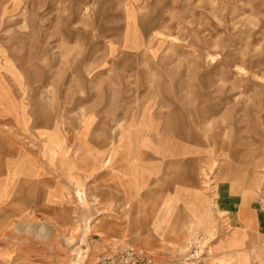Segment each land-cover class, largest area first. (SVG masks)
I'll return each instance as SVG.
<instances>
[{"label": "rangeland", "instance_id": "374dc122", "mask_svg": "<svg viewBox=\"0 0 264 264\" xmlns=\"http://www.w3.org/2000/svg\"><path fill=\"white\" fill-rule=\"evenodd\" d=\"M129 9L143 43L129 53L141 57L120 61L113 54L126 53ZM0 75L8 76L0 78L6 87L0 101L15 104L9 119L0 111V136L10 148L45 149L40 121L66 137L64 170L51 167L48 175V212L22 229L9 223L0 239L32 248L30 262L73 264L81 256V264H98L115 248L186 245L192 236H130L136 201H114L127 196L124 178L119 164L102 166L123 131L148 124L163 138L159 179L165 188L186 184L192 144L201 147L198 181L217 212L211 228L194 234L211 240L203 264H216L215 244L232 233L216 205L220 186L264 215V0H0ZM148 105L151 121L144 123ZM88 142L100 154L92 171L80 163ZM80 143L85 147L78 155ZM75 182L84 186L82 202ZM58 183L66 194L61 205L54 199ZM247 228L250 244L264 250V229ZM117 229L124 232L114 237Z\"/></svg>", "mask_w": 264, "mask_h": 264}, {"label": "crops", "instance_id": "0c3cea01", "mask_svg": "<svg viewBox=\"0 0 264 264\" xmlns=\"http://www.w3.org/2000/svg\"><path fill=\"white\" fill-rule=\"evenodd\" d=\"M134 34L140 37L135 14L129 9L128 24L122 39V46L125 47L126 53H114L113 56L120 58L118 60L137 61L140 59L141 55L129 53L131 50L139 49L134 48ZM1 77L8 76L0 75ZM3 84L4 82L0 80V95L4 97L3 90L5 91L6 87ZM14 105V102H8V100L0 101V111L7 115V119L14 114ZM21 122L22 119L18 121L17 125L24 128V123ZM42 124V121L38 124L40 127L37 135L44 137L47 142V133L50 130L43 128ZM140 129L139 126L132 132V136H135L136 141L140 144L134 153L135 156L130 158L132 162L134 159L136 161L134 166L138 181L135 186L133 185L134 188H130L128 185L130 180L127 181L133 171L130 169V159L128 162H123V157L120 156L119 162L115 163L119 164L122 170L127 171L128 178H124L127 196H115L113 197L115 200H113L125 203L127 199L131 198L136 201L132 211L136 225L130 230V236L152 237L156 240L165 238L177 240L191 237L202 229L211 228L216 220L217 212L215 208L208 206V197L202 193L198 181L200 145L192 144L191 170L186 184H178L176 187L168 184L165 188L159 179L162 135L156 131L155 124L146 125L144 130L148 131L147 134ZM57 130V142L65 143V135L59 127ZM89 137L88 141L93 140L91 134ZM108 139H112V137H106V140ZM145 142L153 144H148L145 147ZM64 148L65 146L62 145V149ZM44 150L43 146L41 152L37 154L17 144L10 148L8 138L0 136V239L9 223H16L15 227L22 229L26 222L33 218H39L43 212H48V175L52 169L48 158L43 156ZM107 157L109 158V155ZM91 160H100V155L95 154L94 158H90V163ZM89 168L92 171L90 166ZM61 170H64V167L63 169L57 167V171ZM55 188V202L57 205H61L63 204L61 200L66 195L65 188L62 183H58ZM90 191L93 189L90 188ZM99 195L102 199H110L108 193L103 196L101 192ZM216 205L218 211L226 214V221L232 227V233L215 244L216 264H264V256H261L264 255V250H258L257 246L250 244V240L247 239V232H249L247 227L259 231L264 229L263 213L253 210L252 203L249 204L250 209H248L240 194L234 193L230 188L224 186L218 188ZM143 224L144 228H138ZM22 232L23 230H20L21 234ZM123 232V229L114 230V237L122 235ZM14 235L16 237L17 233ZM242 242L243 245H240ZM31 254L32 248L30 247L12 240L7 243L0 241V264H34L30 262ZM19 259L23 261H18Z\"/></svg>", "mask_w": 264, "mask_h": 264}, {"label": "bare ground", "instance_id": "6f19581e", "mask_svg": "<svg viewBox=\"0 0 264 264\" xmlns=\"http://www.w3.org/2000/svg\"><path fill=\"white\" fill-rule=\"evenodd\" d=\"M158 33H155V36H158ZM142 40L141 38L137 35L134 34V48H140L142 46ZM150 106H146V108H144V112L141 115V120L144 123H149L151 121V115L149 112ZM134 118H132V124L130 125V127H135L137 123H135ZM129 127V128H130ZM87 132L88 130H86V128L83 129V132L80 133L79 139L80 141L83 143L85 142V140H87ZM132 129H128L123 131L117 140L116 146H113L111 149V152L109 154V158H107L106 160L103 161L102 166H108L111 163L115 164L117 162H119V157L122 156L123 157V162H128L129 159L134 155L135 156V151L137 150L138 146H140L139 142L136 141L135 136H132ZM56 133H58L57 128H54L53 131H50L47 133V143H46V147L44 150V154L43 156L48 158V162L50 167H52L54 170L57 167L60 169H63L64 164H65V158L66 154H68L66 151H63L62 149V145L66 146L65 143L62 142H57V135ZM56 135V136H55ZM115 141V140H113ZM88 149H87V160H83L80 163L81 164H88L92 170H94V166L96 164H99V160H91L90 163V158L92 159V157L94 158L95 154L96 155H100L99 153H96L93 146L91 144H87ZM85 144H79V147L76 150V154L79 155V153L84 149ZM71 163L76 166L78 165L76 162V159L74 157H71ZM130 169H132L133 171L131 172V175H129V178L127 177L128 175L126 174L127 171L126 170H122L121 167H119V174H121V176L125 179L130 180L128 185L130 188H134L135 184L138 181V176L135 170V159L133 160V162L130 159ZM72 165V166H73ZM76 188H75V196L76 198L82 202L86 199V192L84 189V186L79 183V182H75ZM134 185V186H133ZM263 200H264V190H263ZM72 238V237H71ZM243 245V242L240 244ZM33 252V251H32ZM81 258V256L77 257V261L74 262L73 264H81V262H79V259Z\"/></svg>", "mask_w": 264, "mask_h": 264}, {"label": "built area", "instance_id": "2783aa9c", "mask_svg": "<svg viewBox=\"0 0 264 264\" xmlns=\"http://www.w3.org/2000/svg\"><path fill=\"white\" fill-rule=\"evenodd\" d=\"M210 243L208 236L198 234L193 235L182 249L148 250L130 245L104 254L98 264H203L210 255Z\"/></svg>", "mask_w": 264, "mask_h": 264}]
</instances>
